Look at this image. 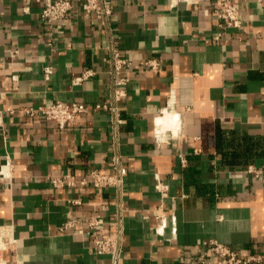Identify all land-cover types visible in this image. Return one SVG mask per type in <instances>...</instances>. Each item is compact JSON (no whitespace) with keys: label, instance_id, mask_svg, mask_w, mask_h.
I'll list each match as a JSON object with an SVG mask.
<instances>
[{"label":"crops","instance_id":"0c3cea01","mask_svg":"<svg viewBox=\"0 0 264 264\" xmlns=\"http://www.w3.org/2000/svg\"><path fill=\"white\" fill-rule=\"evenodd\" d=\"M83 1L47 24L44 0H0V110H14L0 118V167L12 164L11 180L0 177V228L11 225L16 238L6 264H116L94 252L89 234L60 230L97 214L105 234L121 235L118 264H201L211 239L264 254V0H234L240 27L217 18L214 0H112L107 24ZM111 45L130 61L127 95L116 102L122 122L95 108L112 102ZM148 58L161 69L144 67ZM88 69L94 75L74 83ZM56 101L88 111L64 128L25 111ZM177 119L156 142L154 128ZM116 154L128 170L120 187L50 180L110 173Z\"/></svg>","mask_w":264,"mask_h":264},{"label":"built area","instance_id":"2783aa9c","mask_svg":"<svg viewBox=\"0 0 264 264\" xmlns=\"http://www.w3.org/2000/svg\"><path fill=\"white\" fill-rule=\"evenodd\" d=\"M180 2L187 5L196 4L198 0H169L170 6H175ZM82 7L86 12L94 13L103 24H107L114 6L112 0H84ZM73 8V0H44L43 9L41 12V19L47 24H53L56 21L65 19ZM212 8L217 18L228 27H240L242 25L240 8L234 0H214ZM28 9V8H26ZM221 34L216 35V39H220ZM110 48V59L112 64V78H113V97L112 102L104 105L95 104V108L111 109L115 113V120L122 122L123 119L118 113L116 102L127 95L125 86L129 81L125 72L130 67V61L124 57L121 51L114 47ZM6 52L11 57L16 58L20 50L17 48H8ZM144 67L158 71L161 69V63L156 58H148L143 62ZM53 73V67L47 65L44 70V76L47 80L50 79ZM94 75L92 69L86 70L80 76L74 78V83H80L85 79ZM17 78L16 75L13 76ZM26 113L34 116L40 114L46 119L56 123L59 127L64 128L73 123L77 117L88 111V107L80 102H63L56 101L54 103L38 106L28 107L25 109ZM4 112H14L13 109L8 108L6 111L0 110V118ZM153 137L156 142L160 143L166 140V131L158 127L154 128ZM182 162L186 163V159L182 156ZM8 161L0 167V177L11 180L12 166ZM249 172H256L260 174L261 171L253 166L248 167ZM127 167L120 163L119 156L114 155L113 171L104 173L97 169L90 172L88 177L80 180L71 178L70 176L60 177L54 176L50 180L55 187L79 185L80 187L88 186L93 189H102L108 186H122L124 178L127 175ZM156 188L161 192L163 197L168 196V186L164 184L159 175H156ZM162 210V205L160 206ZM158 222L154 226L156 233L162 234L167 224V219L163 213L157 216ZM85 226V227H84ZM106 220L102 215H91L86 219L69 218L61 226L62 232L75 230L79 233H86L92 237L93 250L95 253L111 254L116 264L119 263L122 239L120 234L108 235L105 234ZM16 242L13 235V228L11 225H5L0 228V264H6L5 252L8 247ZM203 252L199 254L198 260L201 264H264V254L257 251H245L235 249L223 242L215 239L206 240L202 243Z\"/></svg>","mask_w":264,"mask_h":264},{"label":"bare ground","instance_id":"6f19581e","mask_svg":"<svg viewBox=\"0 0 264 264\" xmlns=\"http://www.w3.org/2000/svg\"><path fill=\"white\" fill-rule=\"evenodd\" d=\"M163 116H164V115H163ZM167 116H168V114H167ZM171 118H175V117L173 116V117H171ZM176 118H177V117H176ZM160 119H163V118L161 117ZM164 119H165V118H164ZM164 119H163V120H164ZM166 119H168V118H166ZM163 120H162V122H163ZM158 121H159V120H158ZM160 121H161V120H160ZM160 121H159L158 123H160ZM167 121H168V120H165L166 123H167ZM162 122H161V124H163ZM176 122H178V119H177ZM173 123H174V121H173ZM168 124H169V122H168ZM172 125H173V124H172ZM175 125H176V124H175ZM163 126H164V125L161 126V125L158 124V128H159V130H160V129H163V130L165 131V130H167V129H170V130H173V131L175 132V130H177V128H178V126H179V122H178V124L175 126L176 128H174L173 126H169V127H166V125H165L164 127H163ZM165 127H166V128H165Z\"/></svg>","mask_w":264,"mask_h":264}]
</instances>
